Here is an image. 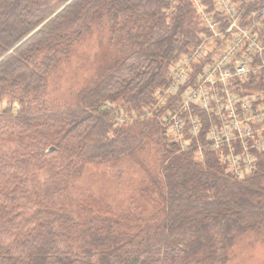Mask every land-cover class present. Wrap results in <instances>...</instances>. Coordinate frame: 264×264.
Masks as SVG:
<instances>
[{
	"label": "trees",
	"instance_id": "trees-1",
	"mask_svg": "<svg viewBox=\"0 0 264 264\" xmlns=\"http://www.w3.org/2000/svg\"><path fill=\"white\" fill-rule=\"evenodd\" d=\"M201 1L220 28L232 23ZM244 4L249 25L258 3ZM104 23L115 45L105 76L75 105L51 107L49 73ZM201 23L193 0H0V264H225L240 237L264 232V150L241 176L227 151L198 147L214 114L192 111L200 130L186 122V148L165 125L170 111L188 114L164 90L170 65L211 34ZM262 69L248 85L264 86ZM143 136L152 158L139 157ZM128 162L145 168L142 208L72 184L89 164Z\"/></svg>",
	"mask_w": 264,
	"mask_h": 264
},
{
	"label": "built area",
	"instance_id": "built-area-1",
	"mask_svg": "<svg viewBox=\"0 0 264 264\" xmlns=\"http://www.w3.org/2000/svg\"><path fill=\"white\" fill-rule=\"evenodd\" d=\"M219 4L221 6L224 4L226 7L224 0L219 1ZM198 7L202 23L211 31V34H203L201 43L193 50L195 52L192 51L189 55H183L170 65L168 72L170 85L164 90V93L169 95L180 94L181 103L178 105V110L188 114H185V117H180L170 111L165 125L170 136L173 131L180 130L175 139L182 142L181 130L187 121H191L192 136L196 137L200 130L198 117L194 119L193 112L189 111L191 107L214 114L216 121L211 120L206 138L213 149L228 145L227 155L230 158L227 161L229 167L238 175H244L254 168L256 159L252 150H264V103L262 112H255L252 109L251 114H246L243 110V108H249V101L247 100L250 99L253 104L257 95L253 93L254 96L248 98V95L242 92L248 86L249 76L253 74L254 69L251 63V54L241 55L239 49L242 47L240 45L245 43V48L249 50L252 44H261L260 51L256 47L252 50V54L261 59V62L257 65L254 64V67L264 68L262 55L264 53V39L257 36V31L251 32L250 30L249 35H256V38L247 35L219 38L216 35L222 28L218 22H215L214 15L208 10H203L205 6L198 4ZM219 11L221 10L219 9ZM254 15L260 17L262 12L254 11ZM235 25L234 22L229 23L222 30L235 31ZM256 25L262 26L264 30V23H258L256 19H252V23L247 25V29ZM238 29L241 30V28ZM241 32L243 31L241 30ZM235 40L239 46L236 51L229 53L231 43ZM221 46L225 48L222 49ZM196 62H200L199 67L195 66ZM227 83L230 84L228 89ZM243 97L245 99L241 102ZM263 101L264 97L259 95L258 102L262 103ZM227 128L228 130L225 131ZM220 130L223 131L219 132ZM221 152L224 153L225 150L223 149Z\"/></svg>",
	"mask_w": 264,
	"mask_h": 264
},
{
	"label": "rangeland",
	"instance_id": "rangeland-1",
	"mask_svg": "<svg viewBox=\"0 0 264 264\" xmlns=\"http://www.w3.org/2000/svg\"><path fill=\"white\" fill-rule=\"evenodd\" d=\"M219 1L221 0H217V7L223 13L221 18L236 23V28L235 31L229 30L230 32L218 29L219 31L216 36L221 38L247 35L256 38V35H249L250 30L251 32L257 31V36L260 39H264V30L262 29V26L256 25L247 29L248 26L242 20L246 14L245 10H243L245 7L244 3L246 2L248 4L257 2L258 4L255 7H251L250 17H248L247 20L256 19L258 23H264V0H224L226 7L224 4L221 6ZM198 2L200 4L204 3V1L201 0H198ZM203 10L207 11L208 6H205ZM254 11H257L258 13L261 11L262 15L257 17L254 15ZM211 13L214 15V12ZM222 24L223 23H218L219 26ZM201 25L204 27L203 23H201ZM237 27L241 28L243 32ZM110 35L111 33L107 24L104 23L101 27L95 25L91 32L85 34L81 40L74 45L70 56L63 62L59 63L56 68L49 73L46 87V98L51 107L61 108L68 105H75L77 103L78 94L82 89L90 88L105 76V74H103V69L111 62V57L113 53H115L113 49L115 45L113 44L114 42H111ZM238 46L239 44L235 40L231 43L229 53L236 51ZM240 47L241 49H239V52H241V55H247V53L251 54V63L252 68L254 69L253 74L261 75L263 69L262 67H254L255 55L252 54V50L256 47H258L260 51L261 44H252L250 50L245 48L246 43L240 45ZM221 48L224 49L225 47L221 46ZM262 55L264 58V53H262ZM226 85H228V89L230 84L227 83ZM261 87H264L262 83L260 85L250 84L246 89L242 90V92L248 95V98L254 96L253 93L258 97H255L253 104L250 99L247 100L249 101V108L245 109L242 106L246 114H251L252 109L255 112L263 111L262 105L264 101L262 103L258 102L260 95L258 91ZM244 99L245 98L243 97L241 102ZM6 104V99L0 101V111L6 106ZM193 110L198 111V109L193 107H191L189 111ZM223 130H220L219 132H222ZM227 130L228 128L225 129V131ZM179 131H173L171 136H169L170 140L177 138ZM146 138L147 137L143 136V141L147 143L148 146L145 148V151H142V154L139 156L140 159H146L149 156L152 158L155 149L158 147L155 142H149V139ZM204 141L206 144L198 145L199 149L203 152H205V147L211 149L208 139L206 138ZM189 144L190 140H187V138L183 139L181 142L183 148H186ZM214 149L219 151L224 149L225 151H228L229 146L226 145L225 147ZM229 158L230 157L227 154H224L221 157L224 162ZM154 164L155 163L150 166L153 167ZM142 169L145 170L143 165L132 162L118 165L117 163L89 164L83 175L75 178L72 181V184H76V192L85 191L91 187L95 191H100L103 194H106V196L110 197V202L116 207L122 206L124 209L128 207L142 208L145 203L141 195L137 192L143 177ZM228 169L232 171L230 167H228ZM225 264H264V232H251L240 237L232 250L230 259Z\"/></svg>",
	"mask_w": 264,
	"mask_h": 264
},
{
	"label": "crops",
	"instance_id": "crops-1",
	"mask_svg": "<svg viewBox=\"0 0 264 264\" xmlns=\"http://www.w3.org/2000/svg\"><path fill=\"white\" fill-rule=\"evenodd\" d=\"M194 1V3H195V6H196V8H197V10H199V7H198V4L201 6L202 4H200L199 2H198V0H193ZM197 2H198V4H197Z\"/></svg>",
	"mask_w": 264,
	"mask_h": 264
},
{
	"label": "water",
	"instance_id": "water-1",
	"mask_svg": "<svg viewBox=\"0 0 264 264\" xmlns=\"http://www.w3.org/2000/svg\"><path fill=\"white\" fill-rule=\"evenodd\" d=\"M55 149L54 146L50 147L49 151H53Z\"/></svg>",
	"mask_w": 264,
	"mask_h": 264
}]
</instances>
